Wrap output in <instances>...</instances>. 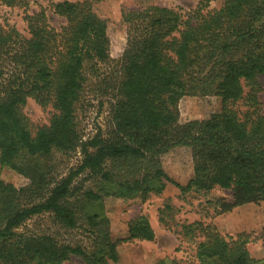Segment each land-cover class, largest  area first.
Listing matches in <instances>:
<instances>
[{
    "label": "trees",
    "instance_id": "obj_1",
    "mask_svg": "<svg viewBox=\"0 0 264 264\" xmlns=\"http://www.w3.org/2000/svg\"><path fill=\"white\" fill-rule=\"evenodd\" d=\"M30 0H1L8 6ZM102 0H50L65 18L52 25L47 7L27 13L28 34L0 22V264H111L120 245L156 239L145 213L115 237L109 196L147 201L169 184L183 197L229 189L232 198L208 197L205 217L264 201V0H200L188 14L156 0L122 8L127 40L112 56L110 19ZM107 104V127L90 136L79 112ZM186 95H215L221 106L184 121ZM34 99L49 119L34 123L25 107ZM190 148L193 176L174 179L162 157ZM78 160L61 168L63 160ZM69 156V157H66ZM1 167L23 174L17 186ZM168 198L160 221L194 245L186 258L155 264H264L249 248L251 233H224L204 219L180 222ZM212 211V212H211ZM49 220L38 229L28 221Z\"/></svg>",
    "mask_w": 264,
    "mask_h": 264
},
{
    "label": "rangeland",
    "instance_id": "obj_2",
    "mask_svg": "<svg viewBox=\"0 0 264 264\" xmlns=\"http://www.w3.org/2000/svg\"><path fill=\"white\" fill-rule=\"evenodd\" d=\"M199 1L156 0V3L175 7L188 14L197 7ZM222 2L223 0H212L209 7L220 6ZM42 7H47L52 25L59 28L66 23L65 18L54 13L51 9L50 0H30L29 4L24 6H8L0 0V22L13 24L21 32L28 34L26 14L38 11ZM124 7L138 8L140 5L136 0H102L97 6L99 12L110 19L109 33L112 39V56L114 58L121 56L127 40L126 26L121 22V13ZM90 97L91 100L93 99L92 103L84 111H80L78 115L81 129L86 136L95 134L99 126L107 127V104L101 108L99 100L95 99L93 93ZM262 98L264 100V94ZM179 106L181 117L186 121L209 116L213 111L220 108L221 99L215 95H186L181 99ZM25 111L36 124L47 122L50 116L49 109H43L34 99H30ZM72 155L71 157L66 156L69 158L65 162V155L58 154V158L64 162L61 167L64 171L67 165L74 164L79 158V154ZM162 161L168 173L182 184H186L193 176L192 152L188 147H175L163 155ZM1 176L17 186L28 182L23 174L10 167H1ZM218 196L231 199L232 191L215 188L208 196L193 193L183 197L177 185L169 184L162 194L153 195L145 202H142L139 197L130 199L116 196L107 197L105 201L106 211L111 218L112 232L115 237L125 235L128 231V220L139 213H145L150 217L157 234L154 241L135 240L123 243L120 245V261L111 264H155L159 258L170 256L186 259L193 254L194 245L186 242L178 232L168 228L160 221L159 208L169 197L178 205L177 218L180 222L204 219L206 222L216 225L224 233L250 232V250L256 257L264 258V201L246 203L220 215L205 217L207 212L203 210V206L206 204V198ZM48 224H50L49 220H30L25 228L38 229ZM168 264L171 262L169 261Z\"/></svg>",
    "mask_w": 264,
    "mask_h": 264
},
{
    "label": "crops",
    "instance_id": "obj_3",
    "mask_svg": "<svg viewBox=\"0 0 264 264\" xmlns=\"http://www.w3.org/2000/svg\"><path fill=\"white\" fill-rule=\"evenodd\" d=\"M150 218V217H149Z\"/></svg>",
    "mask_w": 264,
    "mask_h": 264
}]
</instances>
